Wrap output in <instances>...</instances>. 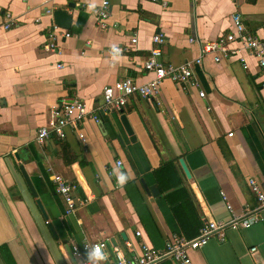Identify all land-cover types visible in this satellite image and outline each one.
Masks as SVG:
<instances>
[{"label": "crops", "instance_id": "obj_1", "mask_svg": "<svg viewBox=\"0 0 264 264\" xmlns=\"http://www.w3.org/2000/svg\"><path fill=\"white\" fill-rule=\"evenodd\" d=\"M103 1L0 0V264L6 255L13 264H79L71 246L98 241L106 244L101 264L116 251L139 255L142 245L161 251L182 236L166 199L171 189L162 190L154 175L167 161L190 191L201 224L247 211L259 218L191 251L192 264H264V213L248 186L253 178L264 192V68L238 44L219 62L201 54L203 44L231 31L233 13L264 41V0H106L109 16L100 29L86 6ZM46 9L71 16L70 35L53 52L43 50L53 24ZM6 11L14 17L9 29L2 27ZM157 33L165 38L161 63L189 67L197 87L164 79L155 98L132 96L121 110L103 108L105 87L152 79L143 64ZM133 36L136 43L113 60L111 45H128ZM62 100L81 101L99 120L86 118L63 139L38 145L37 129ZM116 161L131 176L123 187L110 175ZM52 174L75 186L74 214L63 215Z\"/></svg>", "mask_w": 264, "mask_h": 264}, {"label": "built area", "instance_id": "obj_2", "mask_svg": "<svg viewBox=\"0 0 264 264\" xmlns=\"http://www.w3.org/2000/svg\"><path fill=\"white\" fill-rule=\"evenodd\" d=\"M155 1V0H152ZM165 4V3H163ZM44 13L50 14L52 10L46 9ZM5 21L4 29H9L13 25V15L11 12L4 13ZM109 16L108 2L104 0L96 7L95 17L98 28H106V20ZM38 22V20H36ZM232 29L230 32L218 37L214 41L207 42L201 46V54H211L214 62H219L222 59H227L231 54L236 53L229 45L238 44L242 48L254 56L261 68H264V41L256 35L246 31L245 25L239 14L231 15ZM66 29L58 27L54 23L49 26L46 34V42L43 45L45 52H53L57 49V42L60 39H65L69 36ZM152 47L149 50V55L144 62V69L153 74L145 84H137L131 78H123L116 81L113 85L103 89L101 104L103 108L121 110L132 96L143 100L155 98L161 82L164 79H169L172 82L183 86L195 88L197 84L192 76V72L187 66L174 67L171 65H163L160 61L162 47L165 43L164 35L161 33L152 36ZM136 43V38L133 36L128 45L120 48V52H127L132 45ZM242 66L246 65L242 58H239ZM199 62V61H197ZM204 93L199 92V96L203 97ZM91 118L98 121V116L94 111L87 110L85 105L78 100L66 101L62 100L59 106H55L49 112L47 122L40 126L35 134V142L38 145L43 144L48 139L54 137L61 140L65 136L67 128L76 127L84 119ZM82 138V135H80ZM120 163V162H119ZM55 192L61 197L64 210L63 215L69 216L77 210V201L74 197L75 186L69 183L66 179L58 174H52L50 177ZM248 186L253 193L257 208L264 213V192L261 190L256 180L248 179ZM227 208L231 210L230 206ZM258 216L253 212H245L239 217H233L227 222L209 220L202 224L198 229L197 234L190 239L175 235L165 243L161 251H155L151 248L142 245L139 255L125 256L116 251L113 258L107 264H159L161 261L168 260L171 264H192L189 253L203 247L209 240L214 239L217 242L225 240V231L227 229H245L258 221ZM100 245L102 249L105 247L104 241L94 243H85L81 246L73 244L71 246V254L79 261V264H87V249ZM252 248L251 251H254Z\"/></svg>", "mask_w": 264, "mask_h": 264}, {"label": "trees", "instance_id": "obj_3", "mask_svg": "<svg viewBox=\"0 0 264 264\" xmlns=\"http://www.w3.org/2000/svg\"><path fill=\"white\" fill-rule=\"evenodd\" d=\"M176 168L171 161L163 162L154 171L156 181L162 190L171 189L166 194V199L171 205L175 216L180 219V228L182 237L190 239L197 234L201 227L200 217L193 204V198L190 191L180 185ZM4 264H13L9 255L3 256Z\"/></svg>", "mask_w": 264, "mask_h": 264}, {"label": "clouds", "instance_id": "obj_4", "mask_svg": "<svg viewBox=\"0 0 264 264\" xmlns=\"http://www.w3.org/2000/svg\"><path fill=\"white\" fill-rule=\"evenodd\" d=\"M87 9L90 13L95 14L96 4L95 2H90L87 4ZM110 53L112 55L113 60L118 58L120 53V48L116 44H112L110 47ZM110 175L115 178V184L118 187H123L125 183L131 176L128 172L122 170L119 161L114 162V165L111 168ZM87 264H101V262L105 259V253L102 249V246L95 245L87 249Z\"/></svg>", "mask_w": 264, "mask_h": 264}, {"label": "water", "instance_id": "obj_5", "mask_svg": "<svg viewBox=\"0 0 264 264\" xmlns=\"http://www.w3.org/2000/svg\"><path fill=\"white\" fill-rule=\"evenodd\" d=\"M68 6L71 7L72 4H69ZM52 19H53V23L55 25H57L58 27H61L63 29H69L70 28L71 16L67 13L66 10H63V9L54 10L52 12ZM120 121H121V124L124 127L126 133L128 134V136L131 137V141H133L134 140V136L132 134V130L130 128V125H129V123H128L126 117H125V115H122L120 117ZM179 164H180V167H181L183 173L185 174V176L186 177H189L190 175H189V172H188V170H187L184 162L182 160H179ZM25 181H26V183H27V185H28L31 193L33 195H35V193H34L32 187H31L30 183L28 182V180L26 178H25ZM149 190L153 194H155L156 191H157V188L154 187V188H150ZM36 203L38 204V201ZM110 242L113 244V246H115V243H114V239L113 238L110 240ZM84 257H86V254L84 255Z\"/></svg>", "mask_w": 264, "mask_h": 264}]
</instances>
